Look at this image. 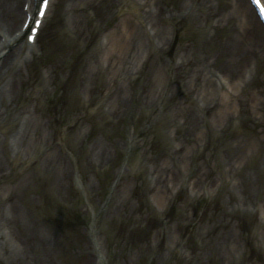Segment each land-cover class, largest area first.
I'll list each match as a JSON object with an SVG mask.
<instances>
[{"label": "rangeland", "instance_id": "obj_1", "mask_svg": "<svg viewBox=\"0 0 264 264\" xmlns=\"http://www.w3.org/2000/svg\"><path fill=\"white\" fill-rule=\"evenodd\" d=\"M135 1L144 3L55 0L16 87V112L0 128L8 174L0 216L9 188L28 177L18 207L46 245L35 238L23 255L26 233L12 236L15 228L0 222V264H264V58L247 43L234 50L235 20L219 22L190 0H162L192 7L167 21L171 47L146 52L127 71L118 40L125 20L140 21ZM213 2L233 11L232 0ZM185 49L190 58L173 77L168 67ZM195 58L210 72L196 84ZM156 62L164 63L158 80ZM201 106L204 119L193 127L184 111L201 117ZM28 113L51 133L30 160L17 140ZM50 144L67 164L66 182L42 166ZM17 245L23 263L8 257Z\"/></svg>", "mask_w": 264, "mask_h": 264}, {"label": "bare ground", "instance_id": "obj_2", "mask_svg": "<svg viewBox=\"0 0 264 264\" xmlns=\"http://www.w3.org/2000/svg\"><path fill=\"white\" fill-rule=\"evenodd\" d=\"M90 1V5L94 6L96 0ZM143 1L144 3L138 1L133 3L137 9L140 11L142 10L140 21L135 22L132 19L125 20L123 22L126 31L125 37L120 36V39L118 40L120 48L123 50L126 55V59L128 60L126 63L129 65L127 66V71L134 69L137 60L142 58L146 52L157 49L156 52L160 55L164 51L165 44H167L168 41L170 43L169 47H171L174 41L173 38L171 40L169 35L170 33L166 27L167 21L174 18H182L183 8L185 5L186 8L192 7V4L182 2L170 9L165 6L162 0ZM262 1L264 3V0ZM190 2L198 3L200 7L206 9L209 15L213 12H217L216 17H218L219 22H230L231 20H235L238 23L236 37H238L239 43L234 46V50L240 49L244 43H247L248 48L252 50L255 55H261L262 58H264V26L260 22L255 9L249 1L232 0V12L221 11L220 7H217L213 0H190ZM25 4H29L27 9L25 8ZM37 5L38 0H0V80H2V85L0 84V128L11 115H14V111L16 112L12 105L20 98L19 88L16 87L24 80V69L28 63V61L26 62V60L22 58V52L26 47V43L24 46V43L18 45L17 42L19 40H23L25 33L23 25L27 16H36L35 9ZM52 5L53 4L51 2L47 12L50 11ZM97 8L98 9L96 10L103 14L101 7L98 6ZM15 45L18 46V48H15ZM28 47L31 48V46ZM7 49L11 50L6 52ZM33 52L34 49L32 53ZM188 54L189 53L186 52L185 49L180 55V61H176L172 63L174 65L168 67V71L173 77L180 75L182 70L186 67V61L189 57ZM32 56L33 55H31V57ZM160 56L159 59L161 58ZM194 61L199 62L196 68L191 72L192 80L194 84H196V82L199 81L200 76L204 75V77H206V74L209 75L210 72L208 73L207 71V64L205 65V60L196 59ZM162 69H164L163 62L154 63L152 66L154 80H158L160 78L159 75H161L160 73L162 72ZM203 80L204 87H209L210 84L208 81L206 79ZM17 92L19 98L17 96ZM115 107V113H118L120 109L119 96H115ZM205 109L204 106H201L198 109L202 111V118L196 109H186L184 111L185 117L187 118H185V121L187 123L189 122V124H193V127H196L195 125H199V123L204 119ZM222 113H226L224 108L216 112V114L220 116ZM34 115V113L32 115H29L28 113L25 117L26 123L24 124L22 130H19L17 135V140L20 143V150H23L24 153H19V155L21 157L24 155L27 160L34 158L35 152L37 151V146H35V144L38 140H45L47 143L51 141V133L48 132V128L42 129V125ZM65 135L66 133L63 132L62 136L65 137ZM1 144L2 143L0 141V146ZM50 147L49 151L42 157V166L49 174L56 177L59 182H66L68 175V168H66L67 164L64 158L61 157L62 155L59 151L54 147L52 148V144H50ZM40 155L41 153L39 152L36 156L38 158L36 159H39ZM7 156V153L4 152V157ZM21 157L20 159L24 161ZM4 169V160L3 157L0 156V181L8 176V174L4 172ZM27 180L28 177H25L22 180V184H15L13 187L9 188L11 190L9 192L8 204V209L10 211L6 209V215L3 214L0 216V222L4 225L5 229L8 230L10 228H15V230L11 231L12 236L15 232H19L20 230L22 233H26V238L23 237L20 240V244L24 249L23 255L25 252L27 254L28 250H31V247L33 246L31 242L33 239L36 238V242H40L42 244L46 243L45 237L41 234L42 230L38 227V224L33 221L28 213L22 211L20 207H18V204H20L18 201H23V197L20 194H22V189L24 188L23 185L27 182ZM8 257L11 262L21 261L20 259H22V263L25 262V258L22 256L20 250L18 251V245Z\"/></svg>", "mask_w": 264, "mask_h": 264}, {"label": "snow or ice", "instance_id": "obj_3", "mask_svg": "<svg viewBox=\"0 0 264 264\" xmlns=\"http://www.w3.org/2000/svg\"><path fill=\"white\" fill-rule=\"evenodd\" d=\"M38 2H39V0H38ZM44 7L46 9V7H47V0H44ZM262 15H264V12H262Z\"/></svg>", "mask_w": 264, "mask_h": 264}]
</instances>
